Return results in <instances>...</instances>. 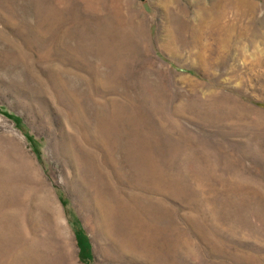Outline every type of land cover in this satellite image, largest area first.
Wrapping results in <instances>:
<instances>
[{"label":"rangeland","instance_id":"374dc122","mask_svg":"<svg viewBox=\"0 0 264 264\" xmlns=\"http://www.w3.org/2000/svg\"><path fill=\"white\" fill-rule=\"evenodd\" d=\"M216 1L0 0V264H264V0Z\"/></svg>","mask_w":264,"mask_h":264},{"label":"bare ground","instance_id":"6f19581e","mask_svg":"<svg viewBox=\"0 0 264 264\" xmlns=\"http://www.w3.org/2000/svg\"><path fill=\"white\" fill-rule=\"evenodd\" d=\"M237 1L242 2L240 4V6H237V8L234 5L233 6L236 9H238V8L243 9L244 8L243 7V0H237ZM234 2L236 3V1H234ZM228 3H229V0H217L216 3L212 4L211 6H202L201 3L200 4L198 3L199 6H198L197 10H198L199 16H204L205 18L208 19V20H205V23H203V25H202L203 30H206V28H208V29L209 28H212V29L216 28L219 31L223 27V25L225 24L224 22H225L226 14H227V11L229 9ZM227 27H228V25H227ZM206 33H208V32H206ZM210 33H209V35H210Z\"/></svg>","mask_w":264,"mask_h":264},{"label":"trees","instance_id":"16d2710c","mask_svg":"<svg viewBox=\"0 0 264 264\" xmlns=\"http://www.w3.org/2000/svg\"><path fill=\"white\" fill-rule=\"evenodd\" d=\"M17 122V121H16Z\"/></svg>","mask_w":264,"mask_h":264}]
</instances>
